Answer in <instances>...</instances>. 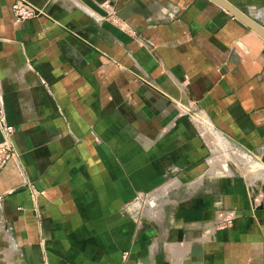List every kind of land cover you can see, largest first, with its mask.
I'll use <instances>...</instances> for the list:
<instances>
[{
	"label": "crops",
	"instance_id": "1",
	"mask_svg": "<svg viewBox=\"0 0 264 264\" xmlns=\"http://www.w3.org/2000/svg\"><path fill=\"white\" fill-rule=\"evenodd\" d=\"M14 1L0 264H264V180L222 154L264 166V38L211 0Z\"/></svg>",
	"mask_w": 264,
	"mask_h": 264
},
{
	"label": "built area",
	"instance_id": "2",
	"mask_svg": "<svg viewBox=\"0 0 264 264\" xmlns=\"http://www.w3.org/2000/svg\"><path fill=\"white\" fill-rule=\"evenodd\" d=\"M11 6L15 20H23L41 14V12L38 9L34 8L32 5L27 4L22 0H15ZM1 111L2 110H0V124L2 125L5 137L2 146H0V152H2V154L0 155V165L7 158H9L14 154V150L10 148L11 144L8 141L10 139L9 136L12 132V126L5 124L4 117L3 115H1ZM233 216L234 215L231 211L223 210L218 213L217 220L219 223L220 222L229 223L231 222ZM144 264H151V263H144Z\"/></svg>",
	"mask_w": 264,
	"mask_h": 264
},
{
	"label": "rangeland",
	"instance_id": "3",
	"mask_svg": "<svg viewBox=\"0 0 264 264\" xmlns=\"http://www.w3.org/2000/svg\"><path fill=\"white\" fill-rule=\"evenodd\" d=\"M233 150L234 149L230 150L229 152L227 151L228 153H226V152L222 153L225 156L226 160H230V161L232 160V163L238 162V164H236V166L232 164L231 167H229L230 169L228 168V170H231V172L233 171L235 173H237L236 171L238 170V172H240L241 174H244V175H248L251 173L253 174L256 171L255 169L257 167L251 166L254 162L250 161V159H251L250 155L248 153L244 154V152L239 154L237 150H234V151ZM221 158H223V157H221ZM239 160H240V162H239ZM263 185L264 184H261V188H260L261 190L263 189ZM260 194H261V198H260V201L258 202L257 205L264 204V193L261 191Z\"/></svg>",
	"mask_w": 264,
	"mask_h": 264
},
{
	"label": "water",
	"instance_id": "4",
	"mask_svg": "<svg viewBox=\"0 0 264 264\" xmlns=\"http://www.w3.org/2000/svg\"><path fill=\"white\" fill-rule=\"evenodd\" d=\"M214 3L218 4L219 6L223 7L225 10H227L230 14H232L234 17L239 19L241 22H243L247 27L252 29L254 32H256L258 35H260L262 38H264V26L251 18L246 13L242 12L238 7L233 5L228 0H211ZM258 193L257 188H254V193ZM262 192L264 193V186L262 189ZM263 204H259L258 207H261Z\"/></svg>",
	"mask_w": 264,
	"mask_h": 264
},
{
	"label": "bare ground",
	"instance_id": "5",
	"mask_svg": "<svg viewBox=\"0 0 264 264\" xmlns=\"http://www.w3.org/2000/svg\"><path fill=\"white\" fill-rule=\"evenodd\" d=\"M242 12H244L243 8H239ZM245 13V12H244ZM255 167H257V165H253ZM251 167V166H250ZM256 171L253 173V175H256L257 178L264 180V166L260 167L258 166L256 169ZM256 178V179H257ZM255 186V185H254ZM254 196H256V192L254 193Z\"/></svg>",
	"mask_w": 264,
	"mask_h": 264
}]
</instances>
